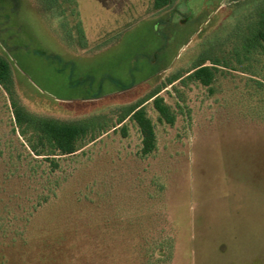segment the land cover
Listing matches in <instances>:
<instances>
[{"label":"rangeland","instance_id":"374dc122","mask_svg":"<svg viewBox=\"0 0 264 264\" xmlns=\"http://www.w3.org/2000/svg\"><path fill=\"white\" fill-rule=\"evenodd\" d=\"M260 1L0 0V56L39 117L110 127L172 76L215 68L209 87L160 92L172 127L145 105L151 156L126 120L54 173L28 156L0 89V264H264Z\"/></svg>","mask_w":264,"mask_h":264},{"label":"trees","instance_id":"16d2710c","mask_svg":"<svg viewBox=\"0 0 264 264\" xmlns=\"http://www.w3.org/2000/svg\"><path fill=\"white\" fill-rule=\"evenodd\" d=\"M173 3L174 0H153V9L159 11L170 7ZM48 4L50 7H57L58 0H49ZM259 9L258 32L255 37H257L258 47H262L264 43V0L259 2ZM78 28L80 29V25ZM79 35L81 37L80 31ZM214 71L213 66H205V62H201L184 74L172 76L162 88L155 89L136 104L121 110L116 124L110 127L98 117L65 122L32 114L21 103L9 62L2 56H0V89L9 103L14 123L13 132H17L29 152L28 156L40 158L41 162L47 163L49 172L54 173L59 169V161L62 157L74 155L85 146L86 142H94L117 126L124 130L126 120L137 126L141 137L140 156L142 158L151 156L156 151L157 140L154 124L146 113L145 105L151 102L158 115V121L172 127L176 121V114L159 95L160 92L169 86L173 87L176 82L182 83L185 79L198 82L203 87H209L214 81ZM47 198L48 196L45 199ZM166 245L162 246L164 249L159 247L160 249L156 250L164 253L163 261H168L171 256L170 247Z\"/></svg>","mask_w":264,"mask_h":264}]
</instances>
